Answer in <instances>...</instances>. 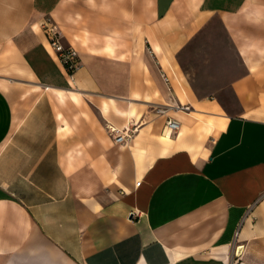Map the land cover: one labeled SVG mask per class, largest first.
I'll use <instances>...</instances> for the list:
<instances>
[{
	"label": "crops",
	"instance_id": "crops-1",
	"mask_svg": "<svg viewBox=\"0 0 264 264\" xmlns=\"http://www.w3.org/2000/svg\"><path fill=\"white\" fill-rule=\"evenodd\" d=\"M213 20L233 115L178 65ZM0 264H264V0H0Z\"/></svg>",
	"mask_w": 264,
	"mask_h": 264
},
{
	"label": "rangeland",
	"instance_id": "rangeland-1",
	"mask_svg": "<svg viewBox=\"0 0 264 264\" xmlns=\"http://www.w3.org/2000/svg\"><path fill=\"white\" fill-rule=\"evenodd\" d=\"M178 63L181 75L201 95L214 96L226 115L238 113L239 107L228 83L240 73V66L217 20L206 25L186 46Z\"/></svg>",
	"mask_w": 264,
	"mask_h": 264
},
{
	"label": "built area",
	"instance_id": "built-area-1",
	"mask_svg": "<svg viewBox=\"0 0 264 264\" xmlns=\"http://www.w3.org/2000/svg\"><path fill=\"white\" fill-rule=\"evenodd\" d=\"M42 31L46 37V44L48 50L53 54L62 70L66 74L69 80H72L74 72L79 67L78 54L77 51L71 45H64L61 41V36L58 33L56 27L49 21L46 20L41 24ZM164 81L168 84V78L163 75ZM169 111H181L189 112L190 106L188 105H159L155 108V112L160 116H165ZM179 128L177 121L165 116V123L162 128V133L165 132L169 134H175ZM108 131L115 143H122L127 138H130L128 131H123L120 134V131L114 127L109 126ZM140 182H137L136 185H139ZM241 246L237 247L235 252L238 255V250Z\"/></svg>",
	"mask_w": 264,
	"mask_h": 264
},
{
	"label": "bare ground",
	"instance_id": "bare-ground-1",
	"mask_svg": "<svg viewBox=\"0 0 264 264\" xmlns=\"http://www.w3.org/2000/svg\"><path fill=\"white\" fill-rule=\"evenodd\" d=\"M178 131V130H177ZM175 133H177V132H175ZM162 134V136H164L165 138H170V137H172L173 135L172 134H169V133H167V132H165L164 134L163 133H161Z\"/></svg>",
	"mask_w": 264,
	"mask_h": 264
}]
</instances>
